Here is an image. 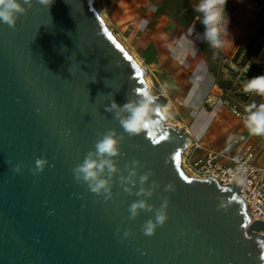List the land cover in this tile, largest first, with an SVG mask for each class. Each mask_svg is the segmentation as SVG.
<instances>
[{"label":"water","instance_id":"1","mask_svg":"<svg viewBox=\"0 0 264 264\" xmlns=\"http://www.w3.org/2000/svg\"><path fill=\"white\" fill-rule=\"evenodd\" d=\"M117 44L92 0H53L49 8L33 0L15 28L0 22V264H264V223L246 215L238 187L181 171L188 134L165 124L162 96L160 126L127 138L118 160L121 169L137 159L141 172L153 171L148 183L160 187L149 204L168 198L154 235L141 231L154 213L127 219L134 193L114 184L119 195L105 201L74 181L71 170L97 133L123 131L105 105L146 87L143 70ZM39 156L48 165L33 176ZM169 182L174 190L165 192Z\"/></svg>","mask_w":264,"mask_h":264},{"label":"clouds","instance_id":"2","mask_svg":"<svg viewBox=\"0 0 264 264\" xmlns=\"http://www.w3.org/2000/svg\"><path fill=\"white\" fill-rule=\"evenodd\" d=\"M52 2L53 0H36V3L47 8ZM226 3L227 0H196L192 5L195 19L203 26V31L196 33L197 39L213 49L221 48L224 38L229 35ZM32 7L33 0H22V2L21 0H0V22L7 24L10 28H15L19 16ZM194 30L193 25L190 31ZM242 91L244 94L264 97V75L247 79L242 85ZM158 111L157 97L147 87L132 88L126 102L122 105L111 99L110 103L105 105V112L113 115L123 131L118 132L116 128H110L97 133L93 149H90L82 162L76 164L71 170L76 183L86 185L91 193L97 197L102 196L105 201L119 195L113 192L114 184H117L128 195L134 193L138 199L128 205L127 219H135L141 211L154 213V219L149 217L141 225V231L148 236L154 235L156 228L166 221L168 198L164 197L158 208L149 204L147 198L152 197L160 187V183L156 180L148 183L153 171L148 169L141 172L140 169L145 168L146 165L137 159L128 161L121 169L118 160L122 156L120 146L127 138L160 126V121L154 118ZM242 122L250 136L264 137V103L257 104L253 101L247 104L244 108ZM46 165H48L46 156L36 157L34 166L30 167L32 175L36 176L43 172ZM22 168V162H18L13 166V171L20 173ZM173 190L172 183L164 185L165 192ZM217 199V209L226 211L228 202L220 197ZM130 234V230H125L123 236L126 238ZM261 259L264 260V256Z\"/></svg>","mask_w":264,"mask_h":264},{"label":"rangeland","instance_id":"3","mask_svg":"<svg viewBox=\"0 0 264 264\" xmlns=\"http://www.w3.org/2000/svg\"><path fill=\"white\" fill-rule=\"evenodd\" d=\"M117 3L119 6L116 8ZM139 6L140 0H92V7L96 13L97 11H104L107 14L106 24L98 17L112 37L116 36L120 42L118 44L129 56H136L141 61L144 67L141 69L152 82L151 92L156 97L163 93L161 88L163 85L157 77L158 71L156 70L160 66L157 67L158 65L151 61L154 59L151 52L155 49V52H159V59L165 60L160 62L164 69H167L169 73L178 70V77L195 85L196 89L192 94L193 112L200 113L205 119H212V125L204 139L207 150L216 152L221 149L220 145L231 144L232 148L228 155L233 154L248 135L243 122L241 120L235 121L227 113L229 110L221 106L220 101L223 99L231 100L237 105L238 112L242 115L247 104L253 101L257 104L264 103V97L244 94L242 91V85L247 79L264 75V46L252 55L243 53L227 55L219 52L212 54V50L208 52L209 49L206 44L197 39L196 36V33L203 31V26L199 24L196 32L190 31L187 17L180 18L178 22L172 20L167 24V27L162 24L157 27L155 24L154 32L151 30L145 34L140 33L142 34L141 37L143 36L139 40L141 42L143 39L141 46L135 45L133 41L136 42L134 37L136 36L135 32L138 31L133 30V28L139 26L142 16V13L139 12ZM177 9L179 8L170 7L169 12L173 14ZM137 12L140 14L136 15ZM160 35L162 36L157 38ZM192 45L205 47L203 52L206 53L189 54L188 51ZM252 59H257L262 64L252 65ZM165 74L167 77L170 76L167 72ZM162 76L165 75H160V77ZM210 99L212 100L210 101ZM172 104L173 108L169 112L168 121L171 124H180L181 129H183L182 126L187 127L188 124L183 118L184 114L180 112L182 107L173 102ZM225 112L227 113L226 116H224ZM239 130L242 131L238 133ZM192 133L194 134V132ZM250 139L254 145H259L260 164L264 163V137L252 136Z\"/></svg>","mask_w":264,"mask_h":264},{"label":"crops","instance_id":"4","mask_svg":"<svg viewBox=\"0 0 264 264\" xmlns=\"http://www.w3.org/2000/svg\"><path fill=\"white\" fill-rule=\"evenodd\" d=\"M195 2L196 0H140L139 12L142 13V16L140 18L139 26L133 28V30L136 29L138 31L135 32L136 36L134 37V40L136 42L133 41V43L135 45L141 46L143 41V39H141V42H139L140 38L143 37H141V35L151 30L154 32L153 30L155 24L157 27L161 24L164 27H167V24L172 20H176V22H178L180 18L184 17L188 18L190 24L189 30L194 25V32H196L200 23L195 19V14L193 13L192 9V5ZM118 6L119 3L116 4V8ZM170 7H177L179 9L171 14L169 12ZM225 11L228 18L227 28L229 35L224 38L223 46L219 49L210 48L206 43H204L209 49L208 52H211L212 50V54L219 52L232 55L236 54L238 50H241L240 53L252 55L262 49L264 46L263 0H227ZM139 12H137L136 15L140 14ZM152 32L151 34H153ZM161 36L162 35L157 36V38H160ZM204 48L205 47L203 46L194 47V45H192L188 53H206L203 52ZM151 53L154 56V59H151L152 63L158 65L157 67L160 66L156 70L158 71L157 77L160 79L161 85H163L161 87L163 91L161 96L166 100V102H170L171 108H173L172 102L182 107L180 112L184 114V121L186 124H188L187 127L182 126L183 130L189 131L190 136L193 137V139L206 145L204 143V139L212 125V119H205L200 115V113L195 111L193 112L194 102H192V94L194 89H196L195 85L188 80L184 81L182 78L178 77V70H174L173 72L169 73L167 69H164V66H162L161 63L165 60L159 59L158 51L155 52L154 49ZM166 72L170 74L169 77H167V74H165ZM163 74L165 76L160 77V75ZM227 113L235 121H237V119H235L229 111ZM227 113L225 112L224 116H226ZM241 131L242 130H239L238 133ZM192 132H194V134ZM231 146V144L220 145L221 149L216 152H220L226 148H230L231 150Z\"/></svg>","mask_w":264,"mask_h":264},{"label":"built area","instance_id":"5","mask_svg":"<svg viewBox=\"0 0 264 264\" xmlns=\"http://www.w3.org/2000/svg\"><path fill=\"white\" fill-rule=\"evenodd\" d=\"M220 103L235 119L242 121L243 115L238 112L236 104L228 99H223ZM247 135L235 153L228 156L230 148L213 152L188 134L183 160L199 180L210 177L220 187L236 185L238 196L246 205V215L256 216V221L264 223V163L260 164L259 145H254L250 139L252 136Z\"/></svg>","mask_w":264,"mask_h":264},{"label":"bare ground","instance_id":"6","mask_svg":"<svg viewBox=\"0 0 264 264\" xmlns=\"http://www.w3.org/2000/svg\"><path fill=\"white\" fill-rule=\"evenodd\" d=\"M97 14H98V16H99V17L105 22V24H106V20L108 19L107 14H106L104 11H97ZM114 39H115L117 42H119L118 39L116 38V36H114ZM119 43H120V42H119ZM124 49H125V48H124ZM130 56H131L132 60L134 61V63H135L137 66H139L140 68L144 69V67L142 66L141 61H140L136 56H133V55H130ZM251 64H252V65H255V66H258V65H261L262 63H261L260 61H258L257 59H252V60H251ZM144 83H145L146 87L149 88V89L151 90V88H152V82H151V80H150V78L148 77L147 74L144 75ZM211 100H212V99H210V101H211ZM170 111H171V104H170V102H166V105L160 108V113H161V116H162V117L164 118V120H165V124H166V125H170V126L176 128V129H181V125H180V124H171V123L168 121L167 118H168V116H169V112H170ZM186 132L190 135L189 131H186ZM185 154H186V153H185V151H184V153H183V155H182V157H181V164H180V168H181L183 174H184L185 176H187L188 178H196V179H198V177H197L195 174H193L191 171H189V169L186 167V165H185V163H184V160H183ZM256 218H257L256 216H253V217H252V220L254 221Z\"/></svg>","mask_w":264,"mask_h":264},{"label":"snow or ice","instance_id":"7","mask_svg":"<svg viewBox=\"0 0 264 264\" xmlns=\"http://www.w3.org/2000/svg\"><path fill=\"white\" fill-rule=\"evenodd\" d=\"M116 47H117V48H120V45L117 44ZM129 59H130V58H129ZM133 67H135V66L133 65ZM137 75H139V72H138V71H137ZM164 138H165V137H163V136L161 137V139H164ZM153 143H158V141L153 140ZM179 155H180L179 153L176 154L177 157H179ZM185 179H187V178L185 177ZM233 199H235V197H233Z\"/></svg>","mask_w":264,"mask_h":264},{"label":"trees","instance_id":"8","mask_svg":"<svg viewBox=\"0 0 264 264\" xmlns=\"http://www.w3.org/2000/svg\"><path fill=\"white\" fill-rule=\"evenodd\" d=\"M240 52H241V50H238V51L236 52V55H239V54H240Z\"/></svg>","mask_w":264,"mask_h":264}]
</instances>
